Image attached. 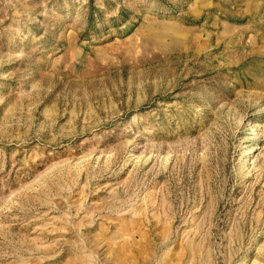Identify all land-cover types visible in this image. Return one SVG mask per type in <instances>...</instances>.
<instances>
[{"label":"rangeland","instance_id":"obj_1","mask_svg":"<svg viewBox=\"0 0 264 264\" xmlns=\"http://www.w3.org/2000/svg\"><path fill=\"white\" fill-rule=\"evenodd\" d=\"M0 264H264V0H0Z\"/></svg>","mask_w":264,"mask_h":264}]
</instances>
